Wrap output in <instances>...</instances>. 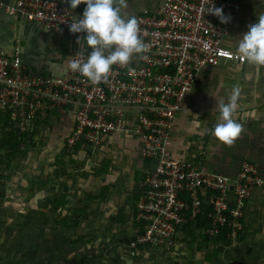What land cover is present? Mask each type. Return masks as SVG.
Instances as JSON below:
<instances>
[{"label":"built area","instance_id":"2783aa9c","mask_svg":"<svg viewBox=\"0 0 264 264\" xmlns=\"http://www.w3.org/2000/svg\"><path fill=\"white\" fill-rule=\"evenodd\" d=\"M230 18L239 0H211ZM210 0H163L150 15H138L140 38L148 51L135 63L114 64L107 82L92 84L69 64L85 59L91 49L83 38V56L69 26L78 16L69 2L15 0L6 10L75 41L71 60L59 75L34 72L20 59L19 49L0 52V128L29 135L55 118L70 114L72 127L64 145L96 149L109 135L124 133L140 141V156L152 167L138 184L136 219L142 230L127 244L172 248L183 227L209 206V236L227 225L235 242L244 227V209L251 190L264 183L254 164L243 161L235 176L204 170L192 160L174 156L169 148L176 117L184 110L201 68L223 61L244 64L236 50L224 44L227 23L207 13ZM264 67V66H262ZM24 144H21V148Z\"/></svg>","mask_w":264,"mask_h":264},{"label":"crops","instance_id":"0c3cea01","mask_svg":"<svg viewBox=\"0 0 264 264\" xmlns=\"http://www.w3.org/2000/svg\"><path fill=\"white\" fill-rule=\"evenodd\" d=\"M14 1L0 0V52L18 48L21 61L32 71L61 74L71 60L75 41L36 22L10 14L6 6ZM239 1L240 9L227 23L224 40L225 45L236 51L248 26L264 14V0ZM162 2L125 0L121 13L128 17L154 14ZM85 7L81 3L75 8L78 17H82ZM137 56L134 55L130 63H135ZM234 85H239L242 91L233 119L243 125L244 131L232 146H227L212 135L211 130L219 122L220 102H228ZM71 127L72 118L67 114L37 130V134L42 133L43 140H46L43 156L48 159L40 174L43 182L41 197L46 204L48 198L62 197L65 200L64 206L53 213L47 209L49 219H77L79 223L70 228L71 232L80 229L84 235L76 236L88 237L87 245L98 240L96 246L87 248L79 244L81 251L77 247L75 251L79 257L89 258L84 264H96L103 253L107 252V255L111 251L108 248L102 252L101 245L108 239L120 240L140 231L133 200L138 196L141 178L148 173L152 163L141 158L140 141L130 134L109 135L96 149L80 145L67 148L64 141ZM169 148L174 156H182L204 170L228 176H235L241 163L248 161L256 166L264 179V67L226 60L218 66L201 68L186 95L184 110L174 121ZM243 222V238L237 240L240 247L233 249L230 244V254L244 253L243 243H251L246 240L247 233L255 235L259 245L264 242V183L251 190ZM204 250L209 251L208 248ZM245 250L249 251L250 247ZM223 251L221 247L217 255ZM210 252L212 250L204 254ZM125 256H118L121 264L127 261Z\"/></svg>","mask_w":264,"mask_h":264},{"label":"rangeland","instance_id":"374dc122","mask_svg":"<svg viewBox=\"0 0 264 264\" xmlns=\"http://www.w3.org/2000/svg\"><path fill=\"white\" fill-rule=\"evenodd\" d=\"M66 49L68 50L69 47ZM43 136L40 132L36 134L35 146L25 150L22 155L17 154L8 167L2 155L4 152L0 149L1 159L4 160L0 165V173L11 176L9 181L0 182V186L3 187V195L0 198V264H44V262L46 264H79V254L76 258H72L69 254L70 251L75 252L76 247L69 246L61 238L68 236L70 239L78 240L77 236L84 234L80 233V229L71 232V229L65 230L64 227L53 225L54 217L49 221L47 214L50 213L46 204L41 202L39 205L34 202L41 198L42 191L35 192L33 197L31 194L32 186H40L39 183L42 182L40 174L44 165L48 164V159L43 156L46 143ZM35 177H38L40 181L34 182ZM23 184H27L28 188L21 187ZM249 234L247 233L246 240L251 243H243V254L240 252L230 254L228 251L231 246L233 249L239 248L238 241L231 242L230 244L233 245L229 246V244L226 248L221 246L224 250L221 255L209 254L210 256L204 253L213 250V246H209V251H196L195 246L189 245L187 241H177V244L169 249L144 247L139 252L141 258L136 259H132L131 254L127 252V244L123 243L122 238L121 241L108 239L101 248L102 252L108 248H111V251L107 255L105 254L107 252L103 253L96 264H121L118 256L124 257L126 255L124 252L128 255L125 256L127 261L123 264H264V242L259 245L255 235L249 236ZM83 238L90 241L88 237ZM97 241L90 242L89 245L80 244V246L85 248L94 244L96 246ZM56 242L59 243L56 245ZM62 245L63 248H61ZM75 246L81 251L78 244ZM248 247L250 250L246 251ZM52 252L53 254H49Z\"/></svg>","mask_w":264,"mask_h":264},{"label":"clouds","instance_id":"9594fccd","mask_svg":"<svg viewBox=\"0 0 264 264\" xmlns=\"http://www.w3.org/2000/svg\"><path fill=\"white\" fill-rule=\"evenodd\" d=\"M81 3L86 5L82 17L72 19L69 26L71 33H85L77 38L79 51L83 56V38L91 49L85 59H73L69 67L79 72L92 84L107 82L114 64L126 66L134 55L148 51V45L140 38L138 20L122 15L121 8L125 0H69V6L76 8ZM207 13L217 16L221 23H228L230 16H225L222 8L213 7L210 0ZM237 53L248 63L264 66V14H260L256 23L248 26L237 46ZM241 87L234 85L227 103L219 104V122L211 130L220 142L232 146L244 131L243 125L233 119L241 96Z\"/></svg>","mask_w":264,"mask_h":264},{"label":"trees","instance_id":"16d2710c","mask_svg":"<svg viewBox=\"0 0 264 264\" xmlns=\"http://www.w3.org/2000/svg\"><path fill=\"white\" fill-rule=\"evenodd\" d=\"M36 134H37V130H35V129H33L32 132L29 135H27V134H16L13 129L5 130L3 127L0 128V149L3 150V152H4L2 155L5 157L6 167L9 166L10 162L15 158V156L17 154L22 155V154H24L25 150H28L30 147L35 146ZM21 144H24L23 148H21ZM3 162H4V160L1 159V155H0V165ZM144 177L145 176H143L141 178V180H143ZM10 179H11V176L4 175V174L0 173V182L1 183H3L5 180L9 181ZM33 181L37 182L40 180L38 177H35ZM39 185L40 186H38V187L32 186V188H31V189H33V192L31 193L32 197L35 196V192H39L40 190L43 189V183L41 182V183H39ZM21 187L28 188V185L23 184V186H21ZM2 195H3V187L0 186V198L2 197ZM42 198L43 197L38 199L39 201L37 199L35 201L39 205L41 204V202L43 204L44 202L42 201ZM137 199H138V196H136L133 200L134 205H135V202L137 201ZM64 204H65V200L62 197H54L52 199L51 198L47 199L46 206H47V209L51 210V212L53 213L54 211L59 209V207H63ZM203 209H204L203 214L198 215L196 218L189 221L183 227L182 236L177 237V241L178 242H186L187 241L189 245L195 246L196 251H201V250L209 248V246H213V250L209 254L210 255L211 254L216 255V254H218L221 246L229 245L232 242L231 239L227 237V234L230 232V228L227 225H224L221 228V232L218 233L216 236L207 235L205 233V230H207L211 225V218L208 215V213L210 211V207L204 205ZM80 211H82V209H80ZM49 221H50V219H49ZM78 223H79V221H77V219L74 221H67L66 218L58 219L57 217H54V224L53 225H55V226L58 225L57 227L62 226L65 229H70V228L72 229V228L76 227L78 225ZM139 225H140V228L142 230V223L139 222ZM243 230H244V227H243ZM243 230L238 231L237 240H242ZM133 238H134V236L125 237V238H122V240H123V243L129 244V242ZM61 239H63L64 242H66L69 246H71L73 248L77 247V246H75L77 244L78 245L79 244H87L89 242L87 239H84L82 237L78 238V240H73V239H70L68 236H63ZM58 243L59 242H56V245ZM144 247L145 246L137 245L135 248L128 249L127 252L129 254H131L132 259L133 258L134 259L141 258V257H139V252H141V250ZM61 248H63V245ZM50 252H51V250H50ZM49 254H53V252L49 253ZM70 256H72V258H76L77 254H75V252H72V254H70ZM70 256H69V259L71 258ZM86 259H89V258H87L85 256H80L78 259L79 264H84V261ZM44 264H46V262H44Z\"/></svg>","mask_w":264,"mask_h":264}]
</instances>
